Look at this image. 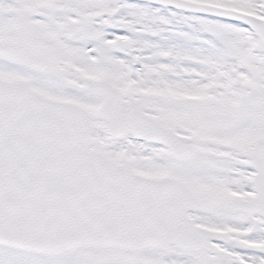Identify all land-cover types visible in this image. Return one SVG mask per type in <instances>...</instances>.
I'll list each match as a JSON object with an SVG mask.
<instances>
[{
	"label": "snow or ice",
	"instance_id": "snow-or-ice-1",
	"mask_svg": "<svg viewBox=\"0 0 264 264\" xmlns=\"http://www.w3.org/2000/svg\"><path fill=\"white\" fill-rule=\"evenodd\" d=\"M0 264H264V0H0Z\"/></svg>",
	"mask_w": 264,
	"mask_h": 264
}]
</instances>
